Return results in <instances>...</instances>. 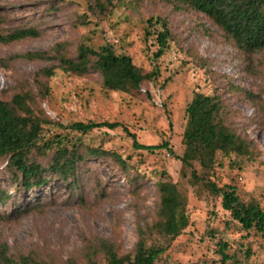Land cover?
Instances as JSON below:
<instances>
[{
  "label": "rangeland",
  "instance_id": "rangeland-1",
  "mask_svg": "<svg viewBox=\"0 0 264 264\" xmlns=\"http://www.w3.org/2000/svg\"><path fill=\"white\" fill-rule=\"evenodd\" d=\"M90 1L0 0L1 35L26 28L39 32L36 38L0 44V99L8 101L21 90L37 93L36 80L46 83L41 108L61 125L46 127V137L59 134L80 141L82 149L104 152L78 165L74 187L46 174L47 183L31 191L16 188L0 160V193L10 195L0 199V245L15 264L22 257L29 264H103L100 240L119 256L132 255L138 226L147 228L155 219L157 184L171 181L186 193L188 225L155 264H264V240L242 231L221 209L219 196L182 179L179 162L187 105L196 93L219 96L226 125L247 140L253 155L217 154L210 180L217 187L234 186L242 202H254L264 212V52L246 60L204 15L162 0H118L105 16L94 13ZM150 18L165 19L170 31L158 59V27L146 33ZM82 43L96 50L110 45L144 72L158 75L134 95L105 93L97 71L74 76L56 61L18 58L29 52L53 55L57 44L74 57ZM45 68L54 72L47 81L37 76ZM75 122L119 123L139 144L167 142L169 151H136L122 128L86 135L64 129ZM146 244L165 245L155 235L147 236ZM221 244L227 246L225 262Z\"/></svg>",
  "mask_w": 264,
  "mask_h": 264
},
{
  "label": "trees",
  "instance_id": "trees-1",
  "mask_svg": "<svg viewBox=\"0 0 264 264\" xmlns=\"http://www.w3.org/2000/svg\"><path fill=\"white\" fill-rule=\"evenodd\" d=\"M118 0H91V10L105 16ZM175 7H181L204 15L230 41L235 48L249 60L256 53L264 52V0H162ZM148 29L156 28L157 51L154 58H160L168 47L170 31L168 22L162 18H150L146 21ZM34 28L14 30L6 35L0 34V44L7 45L38 37ZM53 55L48 52H29L19 56L27 61H56L57 68L74 76H83L90 70L97 71L105 93L120 92L134 95L143 83L152 81L157 71L144 72L135 66L127 55L116 54L110 45L94 49L80 44L74 57L63 52V46L57 44ZM54 75L53 68L42 69L37 76L46 81ZM37 93L21 90L12 95L8 101L0 99V160H4L6 171L13 178L14 186L23 191H31L47 183L46 174H54L76 185L78 165L89 156L104 152L95 148H81L80 141L72 142L66 136L46 137L45 128L61 127L51 121L41 108V102L48 95L46 83L36 80ZM186 124L182 134L184 151L179 158L180 177L188 179L191 186H200L209 194L221 198V209L230 215L242 231H254L264 240V212L254 202L244 203L237 195L234 186L217 187L210 180L215 157L234 155L237 158H252V150L246 139L241 137L224 120L225 106L217 95L196 93L185 110ZM122 128L132 141L136 151H169L167 142L157 146L139 144L135 136L119 123L75 122L66 126L72 132L86 135L95 129L116 130ZM41 158H45L43 165ZM123 169L127 166L118 158ZM199 166V171L194 165ZM158 204L155 219L147 228L138 226L137 243L132 255L119 256L107 241L100 240L99 248L103 253V264H155L188 225L186 214V193L178 183L162 181L157 184ZM10 195L0 193V199ZM155 235L165 245L146 244L147 236ZM226 244H221L219 253L225 262ZM21 264H29L27 257L19 259ZM0 263L15 264L8 256L7 248L0 245ZM74 264V263H72ZM85 264H100L88 261Z\"/></svg>",
  "mask_w": 264,
  "mask_h": 264
}]
</instances>
